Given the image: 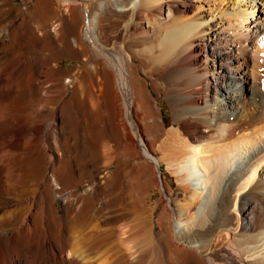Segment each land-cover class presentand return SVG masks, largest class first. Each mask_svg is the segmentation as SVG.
Returning <instances> with one entry per match:
<instances>
[{
    "label": "bare ground",
    "instance_id": "obj_1",
    "mask_svg": "<svg viewBox=\"0 0 264 264\" xmlns=\"http://www.w3.org/2000/svg\"><path fill=\"white\" fill-rule=\"evenodd\" d=\"M35 2L83 63L0 0V264H264V0Z\"/></svg>",
    "mask_w": 264,
    "mask_h": 264
},
{
    "label": "rangeland",
    "instance_id": "obj_2",
    "mask_svg": "<svg viewBox=\"0 0 264 264\" xmlns=\"http://www.w3.org/2000/svg\"><path fill=\"white\" fill-rule=\"evenodd\" d=\"M35 1H37V0H14L16 6L23 7V8L25 5H26V7L28 6L27 10H30V11H28V12L26 11V14L24 15L25 18H23V19L24 20H30V18H31V20L34 22V24L36 26H38V31H39L38 34L39 35L38 34L33 35V34H29L27 32L23 33L24 31H26L25 29H23V25H15V29H13V31H12V34H13L12 36H13V40H15V39L16 40L14 41L13 44L9 45L8 51L10 53H8V56L5 58L4 62L6 64H12L15 62L16 63L21 62V60L25 61V60L31 59L32 62L34 60V62H33L34 64L45 65L47 62L46 58H48V56H46V55L52 54L51 52L53 51V53H55V54H52L53 56L56 55V58L62 57L61 63L69 71L67 73V75L64 77V79H65L66 83L70 84L73 75H75L76 71H78L77 69H79V67L77 65H81L83 62L81 59L76 58V56L74 55L72 50H69V47L66 44H65L66 46L64 44L61 45V47H62V48H60L61 50L60 49L54 50L56 48H53L54 45L51 43L52 41H50V39L48 37L47 38H45L46 36L44 37L43 30L45 31L46 29L51 28L53 31L57 22L54 20H50L46 16L42 15L40 8L38 7V5L36 4ZM259 16H262V13H259ZM26 17H28V18H26ZM1 23L2 22H0V26H2V24H4V23H2V24ZM52 33H53V38L55 40H57L55 30ZM39 37H41L43 40L37 39ZM16 54H18V55H16ZM44 57H46V58H44ZM48 64H50V63H48ZM43 71H44L43 76L46 78V76L48 75L46 73V68L43 69ZM154 94L157 97V102L162 109L163 117H164V121L166 123V126H170L172 124V110L169 106V102L164 95H161L160 97H158L155 92H154ZM66 111H68V109H66ZM158 154H160V153L158 152ZM162 168H163V171L165 172V174L167 176V180L171 183L172 188L176 189L177 184L175 181V177L168 171L167 165L165 162L162 163ZM150 171L152 174L151 175V180H152L153 179L152 178L153 173H152V170H150ZM151 182H152V184H154L155 179L152 180ZM80 192L81 193H92V189L90 188L89 185H84L80 188ZM161 196H162L161 189L154 186L153 196L151 199H149V202L150 203L156 202V201L160 200ZM64 202H65V199L62 197H59V199L57 201V205L62 208Z\"/></svg>",
    "mask_w": 264,
    "mask_h": 264
}]
</instances>
